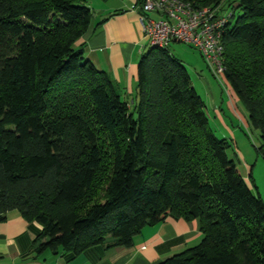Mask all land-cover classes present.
I'll return each mask as SVG.
<instances>
[{
  "label": "trees",
  "instance_id": "trees-1",
  "mask_svg": "<svg viewBox=\"0 0 264 264\" xmlns=\"http://www.w3.org/2000/svg\"><path fill=\"white\" fill-rule=\"evenodd\" d=\"M201 1L231 12L224 85L264 156V0ZM93 15L85 0H0V221L17 210L42 225L37 252L75 256L197 220L201 241L159 264H264V199L185 63L151 45L128 100L78 45Z\"/></svg>",
  "mask_w": 264,
  "mask_h": 264
},
{
  "label": "crops",
  "instance_id": "crops-1",
  "mask_svg": "<svg viewBox=\"0 0 264 264\" xmlns=\"http://www.w3.org/2000/svg\"><path fill=\"white\" fill-rule=\"evenodd\" d=\"M85 3L94 15L78 45L83 46L87 59L109 74L123 96L132 100L139 60L151 47L142 30L138 0H85ZM169 48L182 61L186 55H192L175 42ZM41 230L40 223L28 222L17 210L9 211L6 219L0 221V264H159L202 239L197 220L170 216L145 227L134 237L132 246L96 245L73 256L52 250L37 252L36 240Z\"/></svg>",
  "mask_w": 264,
  "mask_h": 264
},
{
  "label": "built area",
  "instance_id": "built-area-1",
  "mask_svg": "<svg viewBox=\"0 0 264 264\" xmlns=\"http://www.w3.org/2000/svg\"><path fill=\"white\" fill-rule=\"evenodd\" d=\"M142 9V30L151 45L169 47L180 42L198 49L215 77L225 84L222 35L231 12L221 14V6L203 5L201 0H144Z\"/></svg>",
  "mask_w": 264,
  "mask_h": 264
},
{
  "label": "rangeland",
  "instance_id": "rangeland-1",
  "mask_svg": "<svg viewBox=\"0 0 264 264\" xmlns=\"http://www.w3.org/2000/svg\"><path fill=\"white\" fill-rule=\"evenodd\" d=\"M175 43L192 54L186 55L183 61L190 72L194 87L206 103L210 126L218 136L231 141L233 150L240 160L238 165L243 176L249 178L252 173L264 199V156L258 152V147L261 145L258 131L249 125L242 103L232 99L228 85L219 82L198 49L185 43ZM171 51L174 53L173 49ZM234 151H230V154L234 155Z\"/></svg>",
  "mask_w": 264,
  "mask_h": 264
}]
</instances>
